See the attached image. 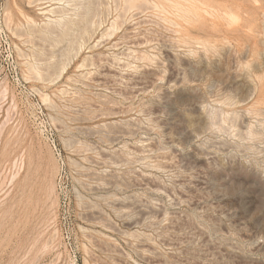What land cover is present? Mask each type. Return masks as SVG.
Here are the masks:
<instances>
[{
    "label": "rangeland",
    "instance_id": "obj_1",
    "mask_svg": "<svg viewBox=\"0 0 264 264\" xmlns=\"http://www.w3.org/2000/svg\"><path fill=\"white\" fill-rule=\"evenodd\" d=\"M198 2L5 0L0 264H264V0Z\"/></svg>",
    "mask_w": 264,
    "mask_h": 264
},
{
    "label": "built area",
    "instance_id": "obj_2",
    "mask_svg": "<svg viewBox=\"0 0 264 264\" xmlns=\"http://www.w3.org/2000/svg\"><path fill=\"white\" fill-rule=\"evenodd\" d=\"M0 33L5 35V0H0ZM55 151H57V146L55 140L51 142Z\"/></svg>",
    "mask_w": 264,
    "mask_h": 264
},
{
    "label": "bare ground",
    "instance_id": "obj_3",
    "mask_svg": "<svg viewBox=\"0 0 264 264\" xmlns=\"http://www.w3.org/2000/svg\"><path fill=\"white\" fill-rule=\"evenodd\" d=\"M184 2H186V1H184ZM193 2V1H192ZM199 2H200V0H199ZM198 2V3H199ZM187 3V2H186ZM204 3V2H203ZM201 4V3H200ZM192 5V4H191ZM202 5V4H201ZM207 6V5H206ZM198 7V6H197ZM208 8H209V6H208ZM187 11V10H186ZM47 12V11H46ZM190 12V11H189ZM45 13V12H44ZM215 13V12H214ZM231 14V13H230ZM186 15V14H185ZM226 16H227V14H226ZM232 16H234V15H230V17H232ZM227 17H229V16H227ZM236 17V16H235ZM88 19V18H87ZM84 20V19H83ZM73 22V21H72ZM70 23V22H69ZM76 23V22H75ZM79 24V23H78ZM92 24V23H91ZM89 25V24H88ZM86 27H87V25H86ZM93 27V26H92ZM68 29V28H67ZM85 29V28H84ZM83 35V34H82ZM87 37V36H86ZM151 207V206H150ZM138 208V207H137ZM146 209V208H145ZM147 210V209H146ZM150 210V209H149ZM154 211V210H153ZM141 212V211H140ZM146 213V212H145ZM146 215H148V214H146Z\"/></svg>",
    "mask_w": 264,
    "mask_h": 264
}]
</instances>
